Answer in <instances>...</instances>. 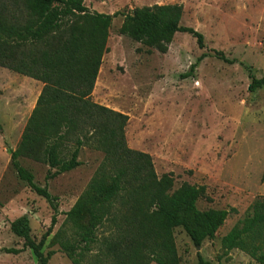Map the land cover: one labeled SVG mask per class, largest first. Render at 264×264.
<instances>
[{"label": "rangeland", "instance_id": "obj_1", "mask_svg": "<svg viewBox=\"0 0 264 264\" xmlns=\"http://www.w3.org/2000/svg\"><path fill=\"white\" fill-rule=\"evenodd\" d=\"M92 12L128 13L138 7L178 4L181 23L205 36L177 33L166 53L120 33L123 15L109 29L91 95L93 102L127 115L126 143L151 156L160 177L172 173L175 188L204 186L201 210L230 212L214 239L196 246L182 227L171 230L179 264H197L198 252L212 264H261L264 226L229 248L226 235L243 228L251 205L264 198V87L250 91L251 75L264 77V0H84ZM223 51L234 63L213 56ZM209 53L189 72L202 53ZM44 83L0 65V264H39L25 240L11 229L27 214L31 236L46 237L49 264H159L153 251L166 239L143 241L135 228V206L148 205L150 192H120L105 199V185L122 167L119 156L98 148L81 149L77 168L48 178L44 161L21 156V164L46 188L39 195L11 162ZM70 149L73 142H68ZM80 206L78 216L70 211ZM56 222L52 226V220ZM52 226V227H51ZM6 249H21L19 253Z\"/></svg>", "mask_w": 264, "mask_h": 264}, {"label": "trees", "instance_id": "obj_2", "mask_svg": "<svg viewBox=\"0 0 264 264\" xmlns=\"http://www.w3.org/2000/svg\"><path fill=\"white\" fill-rule=\"evenodd\" d=\"M182 5L155 4L138 7L128 13L92 12L84 0H0V65L39 80L44 87L18 147L11 151L12 166L18 176L39 195L46 188L34 181V175L20 162L28 156L49 164L48 178L71 171L82 164L80 151L89 146L119 156L122 167L114 181L104 187L105 199L122 192L135 195L150 192L148 205H136L134 224L143 241L165 239L153 258L159 264H179L170 243L171 230L182 227L196 246L214 239L231 211L210 208L201 210L198 201L206 194L204 186L188 183L175 188L172 173L158 176L149 154L128 147L125 137L127 115L92 101L103 56L109 51L108 36L114 18L124 16L120 33L166 53L177 33L194 36L201 49L205 36L181 23ZM213 56L234 63L223 51L212 49ZM209 53H202L183 77L194 75L198 64ZM264 87V77L251 75L250 91ZM0 130L2 126L0 124ZM68 142L74 143L70 149ZM77 205L69 214L78 216ZM56 217L52 220V226ZM51 226V227H52ZM264 226V198L250 207L243 228L234 227L225 237L229 248L239 245L246 235L257 234ZM12 231L25 240L39 264H49L43 252L48 233L40 242L31 236V220L25 214L11 224ZM19 253L21 249H6ZM264 264V251L255 254ZM197 264H212L198 252Z\"/></svg>", "mask_w": 264, "mask_h": 264}, {"label": "crops", "instance_id": "obj_3", "mask_svg": "<svg viewBox=\"0 0 264 264\" xmlns=\"http://www.w3.org/2000/svg\"><path fill=\"white\" fill-rule=\"evenodd\" d=\"M31 78V77H30ZM36 80V79H35ZM37 81H39V80H37ZM39 82H41V81H39ZM43 83V82H42Z\"/></svg>", "mask_w": 264, "mask_h": 264}]
</instances>
